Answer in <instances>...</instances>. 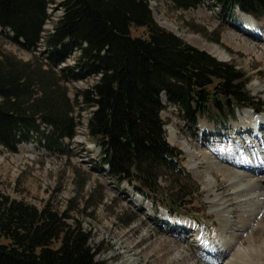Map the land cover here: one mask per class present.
Returning <instances> with one entry per match:
<instances>
[{"label":"trees","instance_id":"trees-1","mask_svg":"<svg viewBox=\"0 0 264 264\" xmlns=\"http://www.w3.org/2000/svg\"><path fill=\"white\" fill-rule=\"evenodd\" d=\"M170 1L175 10L204 2ZM214 1L233 20L237 11L264 17V0ZM52 2L0 0V27L32 55L25 61L0 49V145L17 150L34 142L48 153L67 154L81 125L69 82L96 76L75 97L91 110L87 138L99 148V164L118 185L126 182L181 217L199 191L180 164L181 152L168 142L161 116L166 102L191 127L204 122L229 131L242 108L263 111L247 89L248 77L160 26L150 0H61L62 15L43 37ZM133 27L147 36H133ZM66 218L49 205L38 208L0 191V264H102L90 234Z\"/></svg>","mask_w":264,"mask_h":264},{"label":"rangeland","instance_id":"rangeland-1","mask_svg":"<svg viewBox=\"0 0 264 264\" xmlns=\"http://www.w3.org/2000/svg\"><path fill=\"white\" fill-rule=\"evenodd\" d=\"M60 5L61 0L49 5L43 37L62 15ZM150 6L160 26L209 54L212 47L223 52L225 62L248 77L247 89L263 103L262 112L242 108L231 130L217 131L204 122L196 127L183 123L175 116V106L166 102L161 116L168 141L181 152L180 164L199 191L188 210L182 209L181 217L172 215L160 200L154 205L126 182L118 185L99 164V148L87 138L91 110L75 97L77 90L92 86L96 76L69 82L81 125L68 141L67 154L48 153L34 142L17 150L0 145V191L65 213L68 224L78 223L90 234L102 264H264V209L256 205V200H264V125L254 120L264 113V17L237 11L233 20L214 0L188 10H175L170 0H150ZM131 32L147 36L144 28L133 27ZM6 33L0 27V49L30 60L32 55L10 42ZM77 52L75 48L69 65ZM260 181L259 188L251 187ZM248 196L253 201L243 203ZM205 238L209 244L215 241L220 252L206 254ZM238 248L248 256H240Z\"/></svg>","mask_w":264,"mask_h":264},{"label":"bare ground","instance_id":"bare-ground-1","mask_svg":"<svg viewBox=\"0 0 264 264\" xmlns=\"http://www.w3.org/2000/svg\"><path fill=\"white\" fill-rule=\"evenodd\" d=\"M177 35V34H176ZM211 52H212V54H214V56H218V57H220V58H222L221 60H224V53L223 52H220V50H218L216 47H212L211 48ZM210 52V53H211ZM219 58V59H220ZM251 114V113H250ZM254 120H255V124L258 126H261V127H263V125H264V113H262V114H256V115H254ZM29 145L30 144H25V147H24V149H27V148H29ZM253 168H255V167H252V169ZM191 170L194 172V173H197V168L195 169L194 167H192L191 168ZM263 182H264V180H263ZM263 182H258V183H252L251 184V187H257V188H259L260 187V183H263ZM244 193H245V186H243V190H242ZM250 191H251V189H250ZM249 191V192H250ZM256 198V197H255ZM260 198H262V199H264V195H262ZM253 199H254V197H251V196H248V197H244L243 199H242V201H243V203H245V202H248V201H253ZM258 199V198H257ZM260 200V199H259ZM257 202H256V205H257V208H262V209H264V200L263 201H261V202H259L258 200H256ZM220 204H223L222 202H220ZM222 207V206H221ZM225 208L226 207H224V208H222L221 210H224L225 211ZM199 240H200V238H199ZM208 241L209 240H207L206 238L203 240V244H205L206 246H207V243H208ZM211 244H209L208 245V247L205 249L206 251H207V253L206 254H211L212 252H220V250H221V248L215 243V241H212V242H210ZM215 244H216V246H215ZM204 245V246H205ZM237 253H239V255L240 256H243V255H247L248 256V253H247V250H245L244 248H238V251H237Z\"/></svg>","mask_w":264,"mask_h":264},{"label":"water","instance_id":"water-1","mask_svg":"<svg viewBox=\"0 0 264 264\" xmlns=\"http://www.w3.org/2000/svg\"><path fill=\"white\" fill-rule=\"evenodd\" d=\"M179 36V35H178ZM211 54V53H210ZM214 56V55H213ZM219 60H221V59H219ZM221 61H225V60H221Z\"/></svg>","mask_w":264,"mask_h":264}]
</instances>
